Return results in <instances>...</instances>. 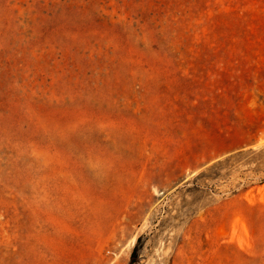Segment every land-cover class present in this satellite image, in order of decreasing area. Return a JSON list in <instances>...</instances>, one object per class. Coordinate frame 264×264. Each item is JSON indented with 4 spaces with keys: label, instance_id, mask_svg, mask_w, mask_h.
Here are the masks:
<instances>
[{
    "label": "rangeland",
    "instance_id": "obj_1",
    "mask_svg": "<svg viewBox=\"0 0 264 264\" xmlns=\"http://www.w3.org/2000/svg\"><path fill=\"white\" fill-rule=\"evenodd\" d=\"M134 249L264 264V0H0V264Z\"/></svg>",
    "mask_w": 264,
    "mask_h": 264
},
{
    "label": "trees",
    "instance_id": "obj_2",
    "mask_svg": "<svg viewBox=\"0 0 264 264\" xmlns=\"http://www.w3.org/2000/svg\"><path fill=\"white\" fill-rule=\"evenodd\" d=\"M243 153L240 151L238 152L237 154L235 155H230L229 157L225 158V160H222V161H218L217 163H215L213 165V168L217 169V170H220L222 168H225L228 164L229 161L233 160V159H236V157L242 155ZM216 174L215 172H212L209 176H212ZM136 257V250L134 249L133 252H132V256H131V260H130V264L134 261V258Z\"/></svg>",
    "mask_w": 264,
    "mask_h": 264
}]
</instances>
